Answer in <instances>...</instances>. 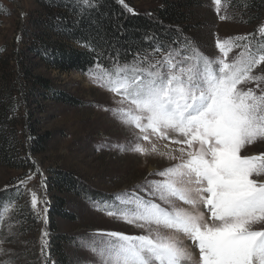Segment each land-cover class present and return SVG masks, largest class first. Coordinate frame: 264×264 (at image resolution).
<instances>
[{
    "label": "snow or ice",
    "instance_id": "snow-or-ice-1",
    "mask_svg": "<svg viewBox=\"0 0 264 264\" xmlns=\"http://www.w3.org/2000/svg\"><path fill=\"white\" fill-rule=\"evenodd\" d=\"M214 3L219 6L221 0ZM71 7L83 18L96 3L73 0ZM259 31L264 35V26ZM237 40L248 37L218 40L222 57L217 59L195 49L190 54L184 47H155L152 53H160L159 58L137 51L131 60H122L116 53L105 87L120 95L119 103L127 107L111 111L124 127L139 133L133 131L127 143L112 147L155 153V146L149 153L138 142L149 140L150 132L186 148L178 149V163L149 173L162 180L146 178L137 186L149 198L125 191L111 204L105 202L109 216L143 232L82 238L81 246L96 257L95 264H190L193 247L199 252L195 264H264V153L242 154L246 145L264 142V74L254 72L264 63V52L256 54L250 42L244 43L229 60L233 47H241ZM252 82L256 88L247 87ZM160 154L177 159L171 153ZM175 199L192 210L176 207ZM31 203L35 208V193ZM162 229L182 233L192 244Z\"/></svg>",
    "mask_w": 264,
    "mask_h": 264
},
{
    "label": "rangeland",
    "instance_id": "rangeland-1",
    "mask_svg": "<svg viewBox=\"0 0 264 264\" xmlns=\"http://www.w3.org/2000/svg\"><path fill=\"white\" fill-rule=\"evenodd\" d=\"M169 1H187L186 29L195 38L197 54L221 58L218 40L223 42L228 38L236 40L245 36L248 40H237L241 47H233L229 60L238 55L244 43L250 42L256 54L264 52V35L259 31L264 26V0H221L219 6L214 0H123V3L131 10L147 12ZM250 1L253 4L250 5ZM38 9L37 0H0V71L3 75H10V88L3 91L4 104L8 109L5 135L11 141L8 152L20 165L19 168L9 167L0 157V196L8 190L13 191V195L0 204V264H53L47 259L50 237L55 233L63 236L62 245L70 264H95L96 257L81 246L82 238L112 231L138 235L143 230L123 219L109 216L105 203L102 205L93 198L62 192L50 182L51 172L60 169L73 173L90 191L103 193L108 204L125 191H135L147 199V193L141 192L137 186L143 185L146 178L162 180L163 177L149 176V173L179 162L180 153L175 154L176 160L160 154L168 153L163 151L164 145H168L170 152L186 148V145L175 144L171 139H161L149 132V140L140 139L138 142L149 153L155 146V153L141 155L112 147L127 143L132 139V132L139 133V130L124 127L111 111L127 107V104L119 103L120 95L105 87L106 73L111 67L97 64L85 72H61L45 67L36 57L30 56L23 64L25 67L32 61L28 66L32 76H28L29 80L22 78V70L15 59H21V43L34 40L29 26L31 18L38 15ZM221 16L225 19H220ZM254 37L260 46L254 45ZM142 53H152V49ZM152 55L156 58L161 56L160 53ZM254 72L264 74V63ZM34 75L47 78L53 88L64 93L62 98L54 99L52 92L46 93L44 89V94H41L38 87H34L32 93L33 89L28 84ZM4 82L0 78V87ZM23 82L24 85L27 83L25 87H22ZM247 87L256 88V82L249 83ZM67 97L71 99L67 101ZM42 134L50 136L49 140L43 146L36 144L35 147L41 151L32 153L33 135ZM251 153H264V142L257 141L242 149V154ZM33 193L37 198L35 208L31 203ZM60 198L65 201L61 210L68 216L54 214L56 207L60 206ZM155 202L166 206L158 199ZM174 202L178 208H191L178 199ZM5 207L9 208L7 213L4 212ZM200 210L207 212L202 205ZM46 221H52V232ZM162 231L184 244H192L182 233ZM193 249L195 251L196 248ZM195 254L192 264L198 261V249Z\"/></svg>",
    "mask_w": 264,
    "mask_h": 264
},
{
    "label": "trees",
    "instance_id": "trees-1",
    "mask_svg": "<svg viewBox=\"0 0 264 264\" xmlns=\"http://www.w3.org/2000/svg\"><path fill=\"white\" fill-rule=\"evenodd\" d=\"M37 3L39 4L38 15L31 18L29 26L34 40L31 43H21L19 53L21 59H15L20 65L22 78L25 80L26 78L29 80L28 76L32 74L31 67H28L32 61L25 67L23 64L24 60L30 56L36 57L40 64L50 69L61 72H85L97 64L112 67L117 52L122 60L125 57L131 60L137 51L142 52L158 46H163L164 49L184 47L190 54L193 49L198 48L194 36L186 29L189 15V11L185 8L187 1H169L153 11L141 12L137 9L129 11L121 0H95L96 7L85 11L83 18L79 14H74L71 7L73 0H37ZM249 4H253V1ZM255 39L254 37V45L260 46L261 44L259 45ZM0 78L5 80L0 87V157L7 166L19 168L20 165L17 164L16 159H13L8 152L11 141L5 135L8 109L4 104L3 91L10 88L8 87L10 75H3L1 72ZM24 82L21 83L22 87L27 84L24 85ZM28 85H31V89L38 87V92L41 94H44L42 89L46 93L52 92L53 98L57 100L64 95L60 90L53 88L48 79L41 75H34ZM70 99L66 98L67 101ZM49 138L47 134L35 137L33 135L34 147L30 148V151L40 152L41 149L36 148L35 145L43 146ZM50 178H52L50 182L62 192H72L86 199L93 198L102 205L106 201L103 193L90 191L85 183L69 171L55 169L51 172ZM12 192L8 190V193H3L0 196L2 197L0 204L10 198L13 195ZM64 203L65 201L60 198V206L56 207L54 214L68 216L61 210V205ZM48 224L52 232V221L51 223L46 221V225ZM62 237L56 233L50 237L48 263H71L62 245Z\"/></svg>",
    "mask_w": 264,
    "mask_h": 264
},
{
    "label": "bare ground",
    "instance_id": "bare-ground-1",
    "mask_svg": "<svg viewBox=\"0 0 264 264\" xmlns=\"http://www.w3.org/2000/svg\"><path fill=\"white\" fill-rule=\"evenodd\" d=\"M165 146H167V147H165ZM156 148V147H155ZM170 148H172V147H170ZM163 151H168V153H171V155H175L176 153L178 154L179 152L178 151H176V152H170L169 151V147H168V145L167 144H165L164 145V148H163ZM158 153V152H157ZM250 155H254L253 153H251ZM165 157V156H164ZM188 210V209H187ZM189 210H192L191 208H189ZM168 235H171V234H168ZM185 245H188V244H185ZM193 250V252H194V256L197 254H195V251H196V249H195V251H194V249H192ZM197 257V256H196ZM190 264H192V263H190Z\"/></svg>",
    "mask_w": 264,
    "mask_h": 264
}]
</instances>
